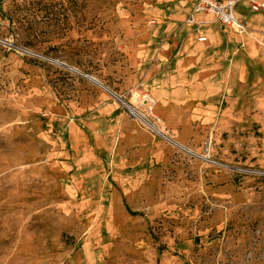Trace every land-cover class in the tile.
<instances>
[{
	"label": "rangeland",
	"instance_id": "374dc122",
	"mask_svg": "<svg viewBox=\"0 0 264 264\" xmlns=\"http://www.w3.org/2000/svg\"><path fill=\"white\" fill-rule=\"evenodd\" d=\"M190 8L0 0V264H264V9L209 45Z\"/></svg>",
	"mask_w": 264,
	"mask_h": 264
},
{
	"label": "crops",
	"instance_id": "0c3cea01",
	"mask_svg": "<svg viewBox=\"0 0 264 264\" xmlns=\"http://www.w3.org/2000/svg\"><path fill=\"white\" fill-rule=\"evenodd\" d=\"M183 1L186 2V4H188L189 7H191L192 4H193V0H183ZM255 1L257 3H264V0H262V1L255 0ZM249 6H250V3H249ZM250 8H251V6H250ZM210 17L211 16H208V15H205V14H199L198 16H196V20L197 21L205 22V24H203L202 28H203V32H204L205 37H207V40L209 41L208 42L209 45L214 43L215 40L218 41V35H215L216 32H217L216 30L221 28L220 31H223L226 27H228V26H223V25L219 24L218 22L213 21ZM232 27H234V26H232ZM191 41L193 42V44H198L197 45L198 48L196 49L195 53H192L191 56H188L187 55L188 53H187L186 54L187 55L186 58H185V52L182 50V54H181V56H182L181 63L182 64H181V67L179 69V72L177 73V74L181 75V83L179 84L180 81L179 80L178 81L175 80V83L180 85L177 88V91H176L175 94L176 95H181L182 97L185 96L183 92H185V89H186L187 86H188V90H191L192 87H193V90L196 91V92H199L201 94V96L202 95L204 96L206 93H212L213 91L217 90V88H218V87H216L217 86L216 84L218 83L217 82V78H216L215 81L211 80V78H210V76H213V75L217 74V72H218L217 66L214 67L213 65L206 64V63H210L211 62L210 60H208L209 58H211V56L207 55V56H205L203 58L204 61L202 62V64H204V65H203V68H200L199 58H200V55H201L202 51H199L198 53H196L198 50H203L202 48L206 47L207 44L206 43H198L194 39V37L191 38ZM188 43H189V40H188ZM197 58H198V61L196 63V68H197L196 71H194L193 69H190L191 71H189L190 67L188 66L189 63H187V60H191L192 65H193V61L195 59H197ZM206 75H208V76L206 77ZM194 76L196 78H198L196 81L199 83V85L198 84L193 85L194 81L192 80V77H194ZM202 76L204 78H201ZM158 81H159V79L157 77H155V78H152V80L150 79L149 83L150 84H153V83L157 84ZM166 82L170 83L169 77H168Z\"/></svg>",
	"mask_w": 264,
	"mask_h": 264
},
{
	"label": "built area",
	"instance_id": "2783aa9c",
	"mask_svg": "<svg viewBox=\"0 0 264 264\" xmlns=\"http://www.w3.org/2000/svg\"><path fill=\"white\" fill-rule=\"evenodd\" d=\"M241 1L243 0H193L190 22L197 25L204 24V22L197 21L196 16L205 14L214 17V21L223 26H238L239 29H245V26L235 16V9ZM248 2L252 11L258 12L264 9V3H257L255 0H248Z\"/></svg>",
	"mask_w": 264,
	"mask_h": 264
},
{
	"label": "water",
	"instance_id": "95a60500",
	"mask_svg": "<svg viewBox=\"0 0 264 264\" xmlns=\"http://www.w3.org/2000/svg\"><path fill=\"white\" fill-rule=\"evenodd\" d=\"M21 50H22V49H21ZM23 51H24V50H23ZM29 53H31V52H29ZM31 54H32V55H36V54H34V53H31ZM53 62L56 63V64H58V65H61V66L65 67V68H68V69H70V70H72V71H74V72H76V73H78V74H80V75H82V76H84L85 78H87V79H89L90 81L94 82L96 85H98V86H100L101 88H103L104 90L108 91L111 95H114V97H115L118 101H120L124 106H126V107L128 108V110L130 111L132 117L135 118V112H136L135 109H134L131 105H129L124 99H122V97L118 96L117 94H115L114 92H112L110 89H108L107 87H105L104 85H102L98 80H96V79L93 78V77L86 76V75L82 74L81 72L77 71L76 69H73V68H71V67H68L67 65L61 64V63H59L58 61H53ZM127 105H128L129 107H128ZM129 108L132 109V110H130ZM142 119H143V118H142ZM148 123L151 124L150 122H148ZM151 125L154 127V129H156L158 135L164 137L167 141L171 142L172 144L176 145L177 147H180V149H182L183 151H185V152H187V153L190 152L189 150L185 149L184 147H182L181 145L177 144L175 141H173V140H171L169 137H167L164 133H162V132H161L157 127H155L153 124H151ZM235 170H236V169H235Z\"/></svg>",
	"mask_w": 264,
	"mask_h": 264
},
{
	"label": "bare ground",
	"instance_id": "6f19581e",
	"mask_svg": "<svg viewBox=\"0 0 264 264\" xmlns=\"http://www.w3.org/2000/svg\"><path fill=\"white\" fill-rule=\"evenodd\" d=\"M28 54H31V53L28 52ZM31 55H32V54H31ZM113 96H114V95H113ZM127 106H128V105H127ZM128 107H129V106H128ZM129 109H130V108H129ZM130 110H132V109H130ZM135 118H137V119H139V120L141 119V120L144 122V124H146V125L149 127V128L147 127L148 129H151V130H153L156 134H158L157 131H156V129H154V127H153L151 124L148 123V121H149L148 119H147L148 121H146L145 118L142 119V117H140L136 112H135ZM163 138H164V137H163ZM178 148H180V147H178ZM188 154H190V155H194V156H197V155H195V154H194L193 152H191V151H190ZM200 158L205 159V158H203V157H200ZM205 160H207V159H205Z\"/></svg>",
	"mask_w": 264,
	"mask_h": 264
}]
</instances>
